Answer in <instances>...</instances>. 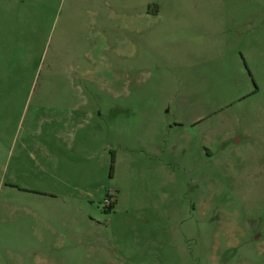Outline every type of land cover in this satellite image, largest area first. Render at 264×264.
Instances as JSON below:
<instances>
[{
  "label": "rangeland",
  "instance_id": "obj_1",
  "mask_svg": "<svg viewBox=\"0 0 264 264\" xmlns=\"http://www.w3.org/2000/svg\"><path fill=\"white\" fill-rule=\"evenodd\" d=\"M0 264H264V0H0Z\"/></svg>",
  "mask_w": 264,
  "mask_h": 264
},
{
  "label": "crops",
  "instance_id": "obj_2",
  "mask_svg": "<svg viewBox=\"0 0 264 264\" xmlns=\"http://www.w3.org/2000/svg\"><path fill=\"white\" fill-rule=\"evenodd\" d=\"M232 26H233V28L236 30V29H238L239 31L242 29V22H241V20L240 21H237V22H235V23H233L232 24ZM241 51V50H240ZM254 82V81H253ZM258 91V87H257V90H251L249 93H248V95L249 94H253V93H256ZM247 96V94L246 95H244V97H246Z\"/></svg>",
  "mask_w": 264,
  "mask_h": 264
},
{
  "label": "trees",
  "instance_id": "obj_3",
  "mask_svg": "<svg viewBox=\"0 0 264 264\" xmlns=\"http://www.w3.org/2000/svg\"><path fill=\"white\" fill-rule=\"evenodd\" d=\"M113 170H114V155L112 157L111 175L113 174Z\"/></svg>",
  "mask_w": 264,
  "mask_h": 264
}]
</instances>
